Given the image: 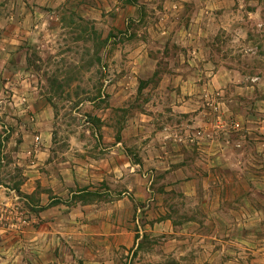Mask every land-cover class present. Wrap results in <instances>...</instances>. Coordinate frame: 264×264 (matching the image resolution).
<instances>
[{
  "label": "rangeland",
  "instance_id": "obj_1",
  "mask_svg": "<svg viewBox=\"0 0 264 264\" xmlns=\"http://www.w3.org/2000/svg\"><path fill=\"white\" fill-rule=\"evenodd\" d=\"M50 1L0 0V44L8 52L6 57L0 56V264H31L35 239L22 231L47 226L45 219L37 217L40 194L23 186L29 158L17 153L25 127L36 132V123L46 119V115L37 116L43 106L52 110L50 130L58 148L77 146L81 139L82 146L96 155L111 145V136L124 134L128 139L124 145L130 150L144 147L166 124L175 129L193 124L201 129L202 117L196 124L187 122L191 119L182 123L179 118L166 123L167 116L174 115L171 105L178 99L190 109L218 100L209 111L223 123L230 114L227 136L242 139L248 148L246 153L221 157L233 171L217 163L215 158L221 152L206 151L213 148L206 138H191L186 145L169 144L173 152L185 148L190 178L212 174L232 181L221 187L226 196L221 204L225 213L219 211L214 219L194 224L200 232L208 230L209 238L192 235L181 255L186 259L183 264H264V0H181L183 5L166 13L165 20L151 7L173 6L164 0H142L137 5L138 0H108L114 6H97L96 0H53L49 6ZM127 6H138L136 15ZM35 7L44 9L41 12L52 9V16L46 18L44 13L38 17ZM36 17L45 19L41 28L33 24ZM190 17L195 22L191 32L201 41L199 56L180 62L186 73L135 77L119 72V65L123 70L128 66L119 52L130 47L132 36L157 35L161 21L172 26L176 20L186 23ZM156 49L162 50L159 44ZM147 79L162 87L149 90ZM115 81L119 90L111 86ZM176 83L180 96L167 90ZM19 97L35 104H19ZM14 98L19 105L13 104ZM163 144L156 137L147 146L158 156ZM211 163L213 167H208ZM219 165L221 169L208 172ZM154 168L151 178L160 181L165 169ZM137 217L131 221L143 229L141 212ZM20 238L23 240L18 242ZM44 238L39 236L38 245L49 241ZM172 260L167 263L172 264L174 256Z\"/></svg>",
  "mask_w": 264,
  "mask_h": 264
},
{
  "label": "crops",
  "instance_id": "obj_2",
  "mask_svg": "<svg viewBox=\"0 0 264 264\" xmlns=\"http://www.w3.org/2000/svg\"><path fill=\"white\" fill-rule=\"evenodd\" d=\"M143 1L138 0L135 5ZM164 1L173 6H151L156 10L155 13L158 12L160 15L162 13L164 20L166 13L171 14L173 10L176 11V8L183 5L181 0ZM50 2L49 6H53V0ZM95 2L97 6L115 5L112 2L109 4L108 0ZM83 4L95 6L92 3ZM127 7L131 15H136L138 6ZM35 8L34 14H39L38 17L44 13L46 18L52 16L50 14L52 9L48 8L47 11L41 12L44 9ZM121 11H124L123 7ZM38 17L33 20V24L41 28L45 19L41 20ZM125 23L128 24L129 21L126 20ZM194 23L192 17L186 23L176 20L172 26H165L161 21L158 24L159 31L156 30L157 35L151 34L145 38L132 36V39L128 40L130 47L119 52L122 60H128L125 70L121 65L118 66L119 72L135 77L154 74L174 77L186 73L187 70L183 71L180 62L185 59L194 61L195 55L199 56L200 52L197 51V46L201 38L191 32ZM17 24L19 27L22 25L20 21ZM22 31L24 32V29ZM183 31L187 32L185 36L179 34ZM158 44L161 51L156 49ZM6 51V47L0 44V56L3 54L6 57L8 54ZM116 83L117 81L111 86L119 90ZM146 83H149L148 79ZM161 85L149 83L148 89L151 91L160 89ZM167 90H174L178 94V83L175 86L173 84L168 86ZM19 99H21L19 104L26 106L35 104L27 103L25 98ZM13 101L14 105L18 104L15 98ZM217 103L218 100H208L204 106L190 109L178 99L171 105L170 114L174 115L167 116L166 123L168 119L173 122L180 121L179 118L183 120L180 121L182 123L191 119L187 122L194 120L196 124L202 117L201 129L193 128L195 126L193 124L190 128L185 124L181 125L179 129L166 124L154 134L155 137L151 135V138H148L149 141L144 147L138 146L130 150L124 145L128 142L124 134L119 137L111 136V145L105 152L103 150L96 155L82 146L81 139L77 146L58 148L50 130L52 110L49 105L43 106L37 116L46 115V119L36 123V132L25 127L20 143L21 149L17 152L29 158L25 169L28 176L23 186L28 188L29 192L38 191L40 194V210L37 217L45 219L47 224L46 229L33 226L31 230L28 228L22 231L33 234L32 240L35 239L32 242L31 264H168L167 260H172L173 256L175 260L172 264H183L186 259L181 255L186 250L185 246L191 244V236L209 238L208 230L205 233L200 232L194 224H200V219H214L219 211L225 213L221 204L225 202L226 196L222 195L221 187H226L232 181L215 178L211 173L221 168L219 165L218 168L208 169L213 167L212 163L207 164L211 175L190 178L185 148H177L173 152L169 144L174 141L186 145L191 138L203 137V140L206 138L213 145L210 149H214L215 152L210 149L206 151L210 154L221 152L215 158L217 163L224 169L233 171L234 167L228 166L221 157L228 159L230 153L248 152L247 145L243 144L242 139L227 136L229 132L226 124L230 114L225 115L223 123L220 117H215L209 111V107H216ZM149 104L153 106L154 100L150 98ZM149 116L153 118L152 115ZM198 132L200 134H197ZM192 133H196V136L191 137ZM156 137L164 142L163 152L159 150L158 156L152 155L147 146L148 142L156 140ZM219 138L221 139L218 140ZM216 142L224 145L218 146ZM227 155L228 158H225ZM160 166L165 169L162 174L165 177L155 181L151 178V173L157 169L154 167ZM179 199L186 201L185 204L179 203L177 201ZM140 212L144 219L143 229L140 227L137 229V223L131 221L135 215L139 218ZM39 236H45L44 240L49 241L38 245L41 239ZM21 240L23 238L18 242ZM35 253H38V256ZM44 255L46 257H43Z\"/></svg>",
  "mask_w": 264,
  "mask_h": 264
},
{
  "label": "built area",
  "instance_id": "obj_3",
  "mask_svg": "<svg viewBox=\"0 0 264 264\" xmlns=\"http://www.w3.org/2000/svg\"><path fill=\"white\" fill-rule=\"evenodd\" d=\"M197 134H200V132H198ZM193 136L195 135V134H192ZM196 136V135H195ZM192 139H194V138H192Z\"/></svg>",
  "mask_w": 264,
  "mask_h": 264
}]
</instances>
